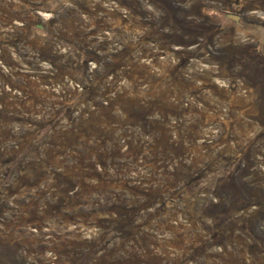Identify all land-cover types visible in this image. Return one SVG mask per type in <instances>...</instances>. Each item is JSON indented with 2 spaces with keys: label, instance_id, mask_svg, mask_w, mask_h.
<instances>
[{
  "label": "rangeland",
  "instance_id": "374dc122",
  "mask_svg": "<svg viewBox=\"0 0 264 264\" xmlns=\"http://www.w3.org/2000/svg\"><path fill=\"white\" fill-rule=\"evenodd\" d=\"M0 264H264V0H0Z\"/></svg>",
  "mask_w": 264,
  "mask_h": 264
},
{
  "label": "water",
  "instance_id": "95a60500",
  "mask_svg": "<svg viewBox=\"0 0 264 264\" xmlns=\"http://www.w3.org/2000/svg\"><path fill=\"white\" fill-rule=\"evenodd\" d=\"M225 17L229 20H231L233 23H235L236 25L240 26V16L239 15H235V14H227L225 15Z\"/></svg>",
  "mask_w": 264,
  "mask_h": 264
}]
</instances>
